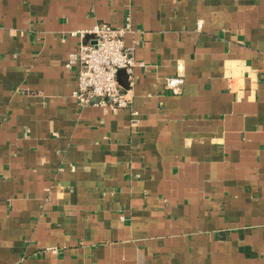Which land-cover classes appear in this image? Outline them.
I'll use <instances>...</instances> for the list:
<instances>
[{
    "label": "crops",
    "instance_id": "crops-1",
    "mask_svg": "<svg viewBox=\"0 0 264 264\" xmlns=\"http://www.w3.org/2000/svg\"><path fill=\"white\" fill-rule=\"evenodd\" d=\"M97 22L131 108L72 96ZM0 264H264V0H0Z\"/></svg>",
    "mask_w": 264,
    "mask_h": 264
},
{
    "label": "built area",
    "instance_id": "built-area-1",
    "mask_svg": "<svg viewBox=\"0 0 264 264\" xmlns=\"http://www.w3.org/2000/svg\"><path fill=\"white\" fill-rule=\"evenodd\" d=\"M127 30L128 24L124 27H115L107 22H97L90 30H80L81 35L92 33L93 39L80 43L66 62L67 66L76 63L78 82L72 96L79 104L86 105L91 97L95 96L98 103L106 104L113 109L131 108L129 88H124L119 83L117 71L124 69L131 84L135 76L134 67L142 63L135 60L132 46L124 43V34ZM183 83L184 78L181 74L168 76L164 82L165 86L173 91L180 90ZM233 84V78L228 76V89L237 91L238 88H234ZM131 112L136 114L134 110Z\"/></svg>",
    "mask_w": 264,
    "mask_h": 264
},
{
    "label": "water",
    "instance_id": "water-1",
    "mask_svg": "<svg viewBox=\"0 0 264 264\" xmlns=\"http://www.w3.org/2000/svg\"><path fill=\"white\" fill-rule=\"evenodd\" d=\"M117 79L124 88L129 87V77L124 69L121 68L117 71Z\"/></svg>",
    "mask_w": 264,
    "mask_h": 264
}]
</instances>
